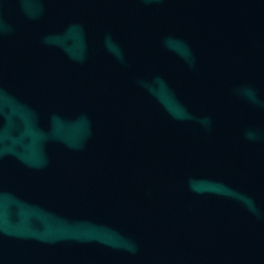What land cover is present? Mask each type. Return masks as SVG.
<instances>
[{"label":"water","instance_id":"1","mask_svg":"<svg viewBox=\"0 0 264 264\" xmlns=\"http://www.w3.org/2000/svg\"><path fill=\"white\" fill-rule=\"evenodd\" d=\"M0 264H264V0H0Z\"/></svg>","mask_w":264,"mask_h":264}]
</instances>
